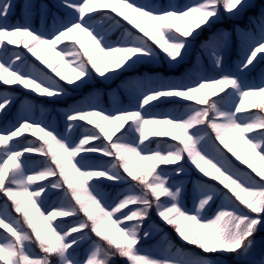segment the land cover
Returning <instances> with one entry per match:
<instances>
[{
  "label": "snow or ice",
  "instance_id": "1",
  "mask_svg": "<svg viewBox=\"0 0 264 264\" xmlns=\"http://www.w3.org/2000/svg\"><path fill=\"white\" fill-rule=\"evenodd\" d=\"M58 3L71 19L62 17L59 27L46 34L26 22H7L17 6L22 20L30 17L36 7L33 0L19 5L16 0H0V85L5 86L0 89V120L14 104L12 86L55 102L68 94L65 84L80 88L94 76L110 80L121 70L156 60L161 52L169 64H181L189 38L200 34L197 29L222 16L239 17L251 6L249 0H199L185 7H156L136 0ZM113 30L122 33L115 42L110 38ZM227 40L224 33L217 34L213 49ZM9 46H22L50 73ZM52 54L58 57L55 63ZM259 61H264V34L238 66L240 75L191 77L187 84L141 81L135 107L110 112L89 98L63 113L59 127L33 118L37 111L43 117L44 109L26 104V115L0 127V197L5 198L0 204V261L111 264L118 256L128 264H169L142 251L141 241L151 235L143 225L153 208L182 242L200 250L180 264H221L209 254L241 259L251 255L255 236L264 229V114L250 109L264 112V99L250 103L249 98H264V80L250 85L244 74ZM213 65L223 68L219 52ZM168 104L181 114H153ZM25 133L35 139L21 141ZM224 149L251 171L235 167ZM181 161L223 186L202 177L191 210L182 203L183 186L172 181L173 176L186 175ZM109 182L123 189L112 202L102 191ZM53 196L55 203L50 202ZM58 217L72 219L57 221ZM86 240L92 247L78 260L77 249Z\"/></svg>",
  "mask_w": 264,
  "mask_h": 264
},
{
  "label": "rangeland",
  "instance_id": "2",
  "mask_svg": "<svg viewBox=\"0 0 264 264\" xmlns=\"http://www.w3.org/2000/svg\"><path fill=\"white\" fill-rule=\"evenodd\" d=\"M16 2L19 5L21 0H16ZM33 2L35 3L36 7L33 9L31 16L23 17V19L26 20L25 22L29 23L30 25H31L30 22H32L34 25V22L37 21L41 29L40 31L41 33L47 34L55 31L62 22V17L64 19H67L65 16V10L59 7L58 0H33ZM136 2L153 3L156 7L167 5L169 3L178 7H185L188 5H195L199 2V0H136ZM249 3L251 6L239 17L230 18L228 16H222L217 22L211 23L210 26L204 25L207 26V30L204 32H200V34L196 36L195 39H192L190 37L189 45L186 48L187 55L184 57V60L181 64H169L166 60H164L163 58L164 54L161 52L160 56L156 60L146 63V66L150 67L151 69L164 68L166 72H170L172 74L181 67L185 76L188 75L187 82L183 84L190 83L191 77H196V78H199L201 76L216 77L226 73H234L236 75H240L238 71V66L243 62L244 57L247 54L249 48L256 41L260 39L262 34H264L261 31V17H264V0H249ZM22 15L23 14L21 12L20 7L17 6L14 9V15L9 17V23L16 24L23 22ZM12 17L14 18V20L11 22L10 18ZM31 17H33L32 21H30ZM117 19H121V18L117 17ZM124 23L126 24V22ZM128 27L130 28L131 26ZM198 30L199 29H197L196 31L198 32ZM219 33H224L228 37L227 43L225 45H222L221 48L219 49H213L212 42L215 40L216 35ZM121 34L122 33L119 30H113V32L110 33V38L112 42L118 40ZM193 35L195 36V33ZM232 45L235 46V50L237 53L236 57H232V52L230 51L231 50L230 46ZM61 47H63V45L58 46L57 51H59ZM9 48H13L16 51H22L27 53V50L23 49L22 46L19 48H16L15 46H9ZM157 51L160 50L157 49ZM216 52H219V54L223 57V68L218 69L217 72L214 73L213 69L210 66L214 67L213 59ZM10 55L11 53H9V56ZM27 56L30 58L31 61L35 62L40 67L47 69L45 65L41 64L39 61H36L35 57H31L30 53H27ZM51 59L52 62L55 63L58 60V57L52 54ZM260 62L263 63L264 61H259V63ZM254 63L256 64V67L253 69V71L244 74L245 82L250 85L259 84L262 82V80H264V63L260 64L259 66H257L259 63L256 62ZM121 71L123 73L122 79L119 80V82L117 83V87H114L113 91L107 95V98L109 100L108 107H104L105 95L102 89L93 92V94L91 95L86 94L83 98L80 99L79 102H77L75 106L82 105L89 98H93L94 102L100 108L106 109L110 112H116L118 109H127V108L135 107L136 96L138 95L139 91L143 89H141V87L135 88L134 86L136 85L135 83L137 81L130 80L128 75L124 74L127 71L126 72L123 70ZM169 78L165 83H172V82L182 83L184 81V79L183 80L178 79L175 78V76ZM147 80H142V81H147ZM88 83L91 85L102 87L104 83L109 84L110 82L103 78L94 76ZM84 85H82L80 88H74L73 86H69L65 84V87L68 89V93H69V91H76L84 88ZM129 87L130 89H128ZM123 89L125 90L124 93L125 102L122 103L121 93ZM208 91H211V89H209ZM226 91H231V89L230 88L226 89ZM25 92L27 91L25 90ZM9 94L14 95V104L12 106L15 108L16 114L14 116H10L8 118V121H13L15 119H19L20 117L26 115L25 105L31 103L38 105L44 109L43 117L41 116V113L37 111L33 118L36 119L43 118L45 119L46 122L50 123L54 127H59V125L63 123V113H65L66 110H64V108L60 106L59 104L60 99L55 100V102H50L47 97H39L35 95H34L35 97L32 96L24 97L22 94L13 91H9ZM224 94L225 93H220L221 96H223ZM64 97L61 99L62 101H65ZM212 99H219V97H212ZM261 99L264 98L258 96L250 97L249 102L259 103ZM250 111L253 113L264 114V112H262L260 109L257 108H251ZM156 113H173L177 115L181 114L177 112L176 106L172 104L166 106L164 105L154 109L153 114ZM5 126L6 124L0 127H5ZM150 127H160V126H150ZM117 135H119V133H117ZM26 137L28 139H35L34 137H31L30 133H25L24 136L19 139L23 141ZM216 143L219 144L218 141H216ZM221 146L222 145H220V147ZM229 154L234 159V161L237 163L238 166L245 168L249 172L251 171L250 169L247 168L246 165L242 164L240 161H237L235 157L232 156L231 153ZM26 155H30V154H26ZM181 163L184 164L186 175L181 174L179 177L173 176L172 181L176 184H180L183 186L184 196L182 203L187 209L191 210L193 208L194 199L196 198V185L199 182H201V178L203 177V174L199 173V171L195 169L194 165H191L190 163H186L185 161H181ZM256 163L258 165L260 164L259 161H256ZM173 167L175 166L167 165L166 169L170 170ZM253 175L255 174L253 173ZM51 179H55V178H51ZM203 180L207 182H213V184H216L217 187L223 188V186L219 185L218 182L210 181L209 178L207 177H203ZM38 183H44V182H38ZM113 183L114 182H109L108 185L102 188V191L109 194V202H112L115 196L118 195L119 192L123 190L112 186ZM55 191L59 192L60 190H55ZM224 191L227 190L225 189ZM4 199L5 198L0 197V204L4 202ZM56 199H57L56 196H53L50 202L55 203ZM161 199L164 200L165 198H161ZM222 203H223L222 199L218 200L216 204L212 206L211 211L208 214L211 215L212 212H215L217 207ZM130 207H135V206H130ZM13 214L17 216V218H20L19 214L14 213V210H13ZM150 217H151L150 220L146 221L145 224L143 225V228L151 233L149 238L141 241L143 253L148 254L157 259L168 260L169 264H180V261L186 259L187 256H190L193 253L200 251L195 246L187 245L184 242H182L179 239L178 235L175 233L174 228L170 225H167L165 222L162 221L161 218L158 217L155 208L152 209ZM71 219H72L71 217H67V218L58 217L57 221L63 220L67 222L70 221ZM57 221H54L53 223L55 224ZM93 239H96L94 237V234H93ZM255 241L256 243L253 253L247 257H244L243 259L239 257L227 256V255L226 256H219L218 254H209V255H215V258L219 259L221 261V264H259V261L264 259V229H261L256 234ZM91 247H92L91 241L86 240L82 242L80 248L77 249L76 259L83 260L85 258V255L90 251ZM33 248L36 254L42 255V253L39 252V249L36 248L35 245H33ZM182 253L187 255H182ZM116 261L117 260H115L114 258L111 261V264H117V263L119 264V262L117 261L116 263ZM0 264H3V262L0 261ZM125 264L128 263L125 262Z\"/></svg>",
  "mask_w": 264,
  "mask_h": 264
},
{
  "label": "trees",
  "instance_id": "3",
  "mask_svg": "<svg viewBox=\"0 0 264 264\" xmlns=\"http://www.w3.org/2000/svg\"><path fill=\"white\" fill-rule=\"evenodd\" d=\"M66 18L71 19L70 16H66ZM34 29H36L40 32L39 25L37 24V21H35ZM201 29H202V31H206V27L201 28ZM201 29H199V30H201ZM40 68L45 70V71H48L50 73L49 69H44L42 67H40ZM180 71H181V69H180ZM180 71L175 73V76L179 77ZM124 74H127L130 80H136L137 82H141L142 80H147V79H149L151 81L164 82L165 80H167L170 77V75H172V73L166 72L164 68L151 69L150 67L146 66V64H138L134 69L129 70ZM52 75H54V74H52ZM122 75H123V73L121 71L120 75L115 76L112 79L108 80L110 83L109 84L104 83V85L102 87H98L96 85H91V84L87 83L84 85V88H82V89H79L76 91H69V93L64 97L65 101H62L60 99L59 104L61 105V107L64 108V110L68 111L69 108L75 106L77 104V102H79L80 99L83 98L86 94L91 95V94H93V92L99 91L102 89L104 92V95H105V97H104L105 103L104 104L107 105L108 104L107 95L113 91L114 87H117V83L119 82V80L122 79ZM57 79H59V78H57ZM61 83L64 84L63 81H61ZM4 87L5 86L0 85V88L3 89ZM9 91L20 93L24 97H26V96L35 97L34 95H29L27 92H25L23 89H21L18 86H12L9 89ZM124 100L125 99L123 98L122 102ZM15 112H16L15 108L12 106L9 113H8V116L5 117L4 120H0V126H4L6 124L5 122L7 121L8 117L14 116L16 114ZM152 139H160V138H152ZM163 139H168V138H163ZM232 164L235 167H238L234 162H232ZM162 167H166V166L162 165L161 168ZM238 168H240V167H238ZM116 260H118L120 263L127 262L126 258H120L118 256L116 257Z\"/></svg>",
  "mask_w": 264,
  "mask_h": 264
}]
</instances>
